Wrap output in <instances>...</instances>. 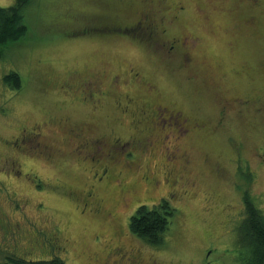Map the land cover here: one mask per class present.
Here are the masks:
<instances>
[{"label": "rangeland", "instance_id": "rangeland-1", "mask_svg": "<svg viewBox=\"0 0 264 264\" xmlns=\"http://www.w3.org/2000/svg\"><path fill=\"white\" fill-rule=\"evenodd\" d=\"M84 1L31 0L23 14L26 34L14 45H9L0 58L1 258L14 254L36 261L58 255L64 264H89L95 258L104 257L102 245L97 246L102 237L113 243L117 240L125 245L139 246L147 256L157 257L162 264H243L247 251L240 247L237 233L233 231L225 238L226 232L218 224L223 217L215 215L208 218L204 209L208 202H204L198 190L211 186L210 191L220 199L230 196L236 200L234 206L242 211L238 197L242 203V193L247 189L255 206L264 214V162H259L258 158L259 155L264 161V118L256 112L260 104L264 105V76L256 73V69L264 64V0L257 13L262 30L256 32L248 28L238 31L235 26L237 22L240 26L241 21L230 18L227 10L234 5L229 0H207L206 12L209 16L206 21L202 20V13H198L192 0H166L169 6L177 1L185 3L179 20L181 26L177 30L199 39L196 42L197 72L193 77L187 69L169 67L172 64L163 66L159 63V55L125 39L101 38L99 35L101 39L97 41L82 33L87 27L95 29L96 26L91 22L95 21V8ZM13 2L0 0V7H9ZM99 3V21L105 14L106 18L109 15V20L115 18L119 23L130 24L142 10L137 0H99ZM241 11L245 14L243 9ZM70 15L78 22L71 23ZM74 63L104 72L105 83L120 70L124 71L127 64L140 66L146 80L163 91L159 92L163 100L180 108L193 106L200 115L215 122L220 117L221 103L235 98L255 102L246 113L248 120L237 119L233 112L226 114L225 128L217 132L215 144L209 149L212 157L218 160L225 152L230 154L227 152V139L243 141L241 156L236 163L234 160L226 166L229 176H233L228 182H236L238 197L231 185L225 187L217 181L213 174L214 159L202 162L197 154L189 178L197 183L198 193H188V196L191 194L186 198L188 202L166 185L153 188L145 184L141 180L142 159L137 162L140 168L133 170L116 166L113 174L116 176L119 173L116 178L126 181L125 188H115L113 182L108 187L100 186L104 215L97 218L86 214L99 222L94 226L93 220L81 213V206L75 200L81 187H69L66 195L51 190L56 180H62L65 172L68 174L65 163L48 165L39 161L29 167L24 163L26 171L34 169L40 178L34 174L27 176L25 172L20 176H8L10 167L3 160L10 156L11 151L4 147L3 142L15 136L18 127L45 118V112L53 107L49 81H56L57 75L74 66ZM9 72L19 75V91L12 90L3 82V77ZM248 123L250 130L245 128ZM121 136L127 137L122 133ZM185 148L188 149L187 146ZM162 155L158 152L145 157L146 167L156 175H160ZM71 165L75 166L74 163ZM116 184L121 185L120 182ZM175 186L178 188V185ZM163 194L176 209L163 243L151 247L129 232L142 243V246L137 245L127 236L130 216L140 205L152 207V203H156ZM108 210L114 213L113 216L105 217ZM56 229L59 238L52 233ZM96 233L99 237H95L94 245L90 239ZM52 246H56L58 251H53Z\"/></svg>", "mask_w": 264, "mask_h": 264}, {"label": "flooded vegetation", "instance_id": "flooded-vegetation-1", "mask_svg": "<svg viewBox=\"0 0 264 264\" xmlns=\"http://www.w3.org/2000/svg\"><path fill=\"white\" fill-rule=\"evenodd\" d=\"M192 1L197 6L198 13H202V20L206 21L209 16L205 8L206 2ZM229 1L234 5L227 10L230 18L235 19L236 22L237 18L241 21L240 26L238 22L235 26L238 31L243 28H248L251 32L262 30V23L257 13L263 0ZM137 2L142 10L137 14L136 19L130 24H122L114 21V18L103 20L102 17L99 21V0H85V4L95 8L93 15L95 21L91 22L96 26L95 29L87 27L82 33L97 41L105 37L125 39L154 55H159V63L163 66L172 64L169 67H176L178 70L187 69L192 77L195 76L198 63L196 42L199 39L185 32L182 33L183 30L180 32L177 30L181 26L179 20L185 9V3L177 1L173 6H169L166 0H137ZM242 9L246 15L242 14ZM109 10L108 7L107 11ZM70 17V22L73 23L75 18L73 15ZM198 25L202 26L200 23ZM99 35L102 37L99 38ZM256 73L264 76V64L256 69ZM247 75L250 77L251 73L248 71ZM57 77L56 81H49L48 84L51 88L53 107H49L50 110L45 112V118L18 127L15 136L3 142L4 147L11 151L10 156H6L3 160L10 167L7 171L8 176L10 174L20 176L25 172L27 176L34 174L39 177L34 169L26 171L23 167L24 163L28 167L39 161H45L44 163L47 162L48 165L65 163V171L68 174L65 172L62 180H56L54 184L50 183L54 186L51 190L66 195L69 187H81L75 198L81 206V213L101 218L105 206L104 198L101 193L99 194L100 186L108 187L113 182L115 188L120 190L125 188L126 181L123 178H116L119 173L116 176L113 174L116 166L133 170L140 168L137 162L143 159L141 180L145 184L153 188H157L160 184L166 185L175 192V195L177 192V195L181 194L186 202H188L186 198L199 191L203 195L204 202H208L204 208L208 218L215 215L223 217L218 224L219 228L226 232L225 238L233 231L237 232L245 219V212L243 201L241 203L237 195L236 182H228L233 176H229L226 166L234 160L236 163V159L242 154L244 143L239 139H227L226 142L229 143L227 152L230 154L225 152L218 160L212 157L209 149L215 144V137L219 134L217 132L225 128L226 114L233 112L237 119L248 120L246 113L255 102L238 98L231 102L227 100L221 103L220 117L215 122L200 115L193 106L180 108L174 103L163 100L160 95L163 91L157 85L148 82L140 66L133 64L125 65L124 71L120 70L107 83L104 72L77 63L65 69ZM260 105L259 109L256 108V112L262 114L264 118V111H261L264 105ZM245 128L250 130V124ZM121 133L126 134L127 137L121 136ZM158 152L163 153L160 175H156V172L146 167L145 162L147 155ZM197 154L202 162L216 160L213 164L214 176L219 184L225 187L231 185V189L236 191L235 195L240 201L242 211L241 208L236 209L234 206L236 200L230 196L220 199L210 191L211 186L197 191V183L191 182L189 178ZM258 158L259 162H264L259 155ZM236 168L237 164L235 170ZM250 180L249 178L248 181ZM65 181L67 183H64ZM116 182H120L121 185ZM175 185H178V188ZM234 192L230 191V193ZM188 193L191 194L188 196ZM245 193H248L247 189L243 191L242 198ZM162 201L169 202L166 194L161 195L159 200L152 204L156 206ZM113 214L108 210L105 217H111ZM90 219L93 220L94 226L95 223L99 225V222ZM56 230L52 233H56L59 238ZM127 233L131 240L142 246V243L129 234V230ZM96 236L99 237V234L96 233L90 239L94 245ZM97 242L99 243V240ZM99 245L104 249V257L95 258L89 264H162L156 256V258L147 256L144 249L139 246L125 245L117 240L113 243L103 240L102 237L97 246Z\"/></svg>", "mask_w": 264, "mask_h": 264}, {"label": "trees", "instance_id": "trees-1", "mask_svg": "<svg viewBox=\"0 0 264 264\" xmlns=\"http://www.w3.org/2000/svg\"><path fill=\"white\" fill-rule=\"evenodd\" d=\"M204 1L207 9L208 1ZM30 2L31 0H14L11 6L0 7V58L4 56L9 45H14L26 34L23 14ZM102 17L103 20L108 19L105 14ZM3 82L14 91L21 89V79L15 72L6 74ZM242 201L245 219L236 233L240 247L247 251L245 259H242L243 264H264V214L255 206L248 193L244 194ZM175 214L176 209L167 201L150 208L140 205L129 218L128 230L147 245L160 246ZM52 249L58 251L56 246H52ZM0 264H64V261L58 255L48 260L36 261L25 260L14 254L1 258L0 252Z\"/></svg>", "mask_w": 264, "mask_h": 264}]
</instances>
